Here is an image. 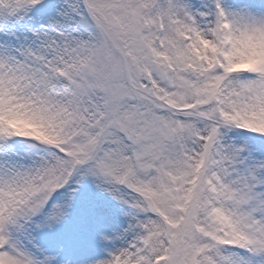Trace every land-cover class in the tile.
Here are the masks:
<instances>
[{
    "label": "snow or ice",
    "instance_id": "obj_1",
    "mask_svg": "<svg viewBox=\"0 0 264 264\" xmlns=\"http://www.w3.org/2000/svg\"><path fill=\"white\" fill-rule=\"evenodd\" d=\"M0 264H264V0H0Z\"/></svg>",
    "mask_w": 264,
    "mask_h": 264
}]
</instances>
